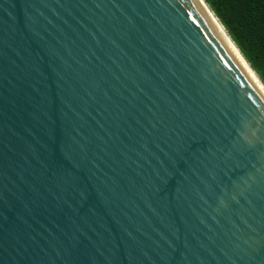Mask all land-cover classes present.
I'll return each instance as SVG.
<instances>
[{"label":"water","instance_id":"1","mask_svg":"<svg viewBox=\"0 0 264 264\" xmlns=\"http://www.w3.org/2000/svg\"><path fill=\"white\" fill-rule=\"evenodd\" d=\"M0 264H264V94L197 0H0Z\"/></svg>","mask_w":264,"mask_h":264},{"label":"trees","instance_id":"2","mask_svg":"<svg viewBox=\"0 0 264 264\" xmlns=\"http://www.w3.org/2000/svg\"><path fill=\"white\" fill-rule=\"evenodd\" d=\"M264 86V0H203Z\"/></svg>","mask_w":264,"mask_h":264},{"label":"bare ground","instance_id":"3","mask_svg":"<svg viewBox=\"0 0 264 264\" xmlns=\"http://www.w3.org/2000/svg\"><path fill=\"white\" fill-rule=\"evenodd\" d=\"M197 1L200 4V6L202 7V9L204 10V12L207 14V16L209 17V19L211 20V22L214 24V26L216 27V29L219 31V33L221 34V36L224 38V40L226 41V43L229 45V47L231 48V50L234 52V54L236 55V57L239 59V61L241 62V64L244 66V68L246 69V71L249 73V75L251 76V78L254 80V82L256 83V85L259 87V89L261 90V92L264 94V87L261 85V83L259 82V80L256 77V75L247 66V64L245 63V61L243 60V58L240 56V54L237 51L236 47L234 46V44L229 39V37H228L225 29H223V27L220 25V23L216 20V18L212 14L211 10H209V8L205 5V3L202 0H197Z\"/></svg>","mask_w":264,"mask_h":264}]
</instances>
